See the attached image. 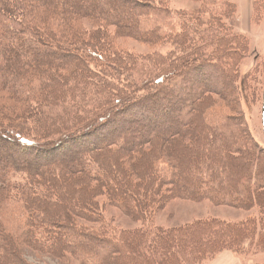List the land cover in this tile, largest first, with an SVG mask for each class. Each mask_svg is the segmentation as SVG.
<instances>
[{"label": "trees", "instance_id": "obj_1", "mask_svg": "<svg viewBox=\"0 0 264 264\" xmlns=\"http://www.w3.org/2000/svg\"><path fill=\"white\" fill-rule=\"evenodd\" d=\"M198 1L196 15L220 9L221 0ZM231 4L224 0L223 12ZM161 5L0 0V264H49L42 256H70L79 264H205L245 238L256 236L257 245H264V149L240 123V113H229L228 106L205 111L212 93L201 86L190 95V73L181 80L176 74L183 58L137 55L112 45L115 34L148 44L172 40L163 27L175 37L177 23L157 20ZM191 18H185L189 33L212 34L224 60L244 52V38L221 16L219 23L210 16L209 25ZM218 27L224 38L217 44ZM193 53L202 54L199 68L211 70L206 54ZM233 61L223 64L231 66L232 77ZM45 69L48 75L39 73ZM211 113L218 117L213 125L202 117ZM110 122L116 123L108 133H116L115 140L100 145L97 135L87 141ZM78 142L95 145L58 161L46 156L48 148L66 152ZM175 197L257 211L231 222L208 217L156 224L155 214ZM106 206L140 225H112L103 215ZM8 212L21 229L17 236L7 227Z\"/></svg>", "mask_w": 264, "mask_h": 264}, {"label": "rangeland", "instance_id": "obj_2", "mask_svg": "<svg viewBox=\"0 0 264 264\" xmlns=\"http://www.w3.org/2000/svg\"><path fill=\"white\" fill-rule=\"evenodd\" d=\"M217 1L218 0H215L216 3H218ZM223 1L224 0H221L222 3ZM225 1L232 3V10L228 8L227 12H223V8L226 7V5H222V3L220 2L219 11L218 9H215L216 11H213L214 13L199 11L200 14L196 15L195 11L201 4V2L198 0H161V13L157 20L159 22L171 21L172 23H177L174 30H178V34H176L175 37H173L171 35L172 33L166 29V26L163 27L162 33H164L165 36L171 37L172 40L169 38H164L155 44H148L142 43L131 37H119L115 34L111 38L112 45L115 48L119 47L121 49H126L137 55H150L151 53L156 52L163 55L165 59L167 57H170V59L173 60H180L183 58L185 62L182 63L181 67H178L180 63H175L176 66L180 68V70H178L176 74L178 75L179 80H181L182 74L185 75V72L190 73L188 77L193 84V86L191 87L190 95L194 94L197 88L203 86V91L205 93H212V98L207 104L208 107L205 111H207L208 109L217 108H220L223 111L228 106V112L232 113L236 109L240 113V123L245 126L247 133L252 136L251 138L257 143L260 148L264 149V135L262 132L261 121L264 92V0ZM192 16L202 17L199 20L200 25H203L202 23H206V19H208L210 16L213 17L211 23H213V20L219 23V20L223 18V20L231 26L232 29L230 31H237L240 33V36L244 38V47L242 48L244 52H238V54L236 53V55L234 53L233 59L227 58V60H224L220 55V52L218 51L215 43L211 41L213 39L211 38L212 34L208 33L205 36H202L203 34L199 35L193 33L192 31L189 33V24L187 23L193 20L191 18ZM220 16L221 18H219ZM185 18L188 22L185 21ZM82 23H84L86 28L90 30L93 29L92 27H90L87 21L83 20ZM178 23L181 24V26H183L185 29H187V31L180 33V30L183 27L181 28ZM88 29L87 31H89ZM225 29L227 31L229 30V28ZM109 30L113 33L115 31L113 26L109 27ZM223 33L224 32H222V29H220L219 27L216 29V33L214 34L217 38L216 40L218 41L217 44L222 42V39L224 37H221L220 35H223ZM208 44H211V46H209ZM194 50L207 55L205 63L210 66L211 70L204 67L199 68L201 63H199V61L197 60L200 58L199 55L202 54H195L193 53ZM231 60H234L233 62L237 63V67L235 66L237 73L233 72V77L230 73L231 66H229L228 70L223 68V64L226 62L230 65ZM209 61L211 62L209 63ZM95 62H89V65L91 64V66H94L93 64H95ZM44 65V63H41L40 67H44ZM196 65L198 66L195 67ZM193 67L194 70L192 71ZM221 68L224 69L223 73H220L219 69ZM213 70H217V72L214 73ZM40 72H42V74L48 75V71H46V69L40 70L39 73ZM146 73L151 75L154 73V71L150 69ZM134 75L135 73L131 74L132 77ZM35 77L32 81L33 83H36L35 85L37 87V80L35 79ZM215 77L216 80L214 82H205L206 80L204 78L212 79ZM139 84H141V82ZM180 86L183 85L181 84ZM228 88H231L230 91L234 92L233 98L229 96L228 93L230 91H228ZM227 98L229 100H227ZM204 102H207V100H205ZM230 105H232L233 107L231 108ZM206 115L207 118L204 117V114L202 115V117L207 120V123L213 125L217 122L218 117H214V114L211 113ZM176 119L179 120V118ZM115 125V122H110L107 125L99 128L98 132H94V136L87 141H93L97 135L100 136L96 138L95 141H99L100 139H102V141L97 142V144L100 145L115 140L114 135L116 133L114 134V132H112L111 135L108 134L111 128H115ZM125 128V131H128V129H130L129 126H125ZM130 132L132 133V131ZM122 134L124 133L120 132V136H118L121 137ZM74 139L77 140L76 138ZM94 145L95 143L91 142L89 146L81 147V143L78 142L77 145L73 146L72 149L66 152L63 149H60L59 146L50 149L48 148V150H50L51 152L47 153L46 156L51 155L52 157L49 160L58 161L73 155V151L78 152L79 148H92ZM260 154V156H262L261 158L264 159V153L260 152ZM98 198L102 200L101 197ZM256 211L257 209L255 207L247 210L244 208H236L229 205H216L208 199L192 201L175 197L170 199L164 205V207L155 214L154 222L163 227L180 225L187 222L189 223L190 221L199 218L208 217H217L219 219L231 222L244 219L250 214H255ZM103 215L104 217L106 216L108 219H111L112 225L114 226L133 228L140 225V221H133L130 217L124 215L121 209L116 206H106ZM12 218H16L15 215L8 212L7 220L9 219V222L7 223V227L12 231L13 235L17 236L21 233V229L15 223L16 221H14ZM256 225V228H259L261 226L259 224ZM261 230H264V227H262ZM258 233H261L260 230L258 231ZM262 234H264V232H262ZM225 250L230 251L234 255L238 264H264V245H257L256 236H254L253 239H243L241 244L235 250ZM220 252L209 258L205 264H208L209 261L219 255ZM27 258L30 261L35 260L32 256ZM41 258H43V260L48 262L49 264H79L70 256H67V258L60 261L48 258V256H42Z\"/></svg>", "mask_w": 264, "mask_h": 264}, {"label": "crops", "instance_id": "obj_3", "mask_svg": "<svg viewBox=\"0 0 264 264\" xmlns=\"http://www.w3.org/2000/svg\"><path fill=\"white\" fill-rule=\"evenodd\" d=\"M208 264H238V262L230 251L224 250L214 259L209 261Z\"/></svg>", "mask_w": 264, "mask_h": 264}, {"label": "water", "instance_id": "obj_4", "mask_svg": "<svg viewBox=\"0 0 264 264\" xmlns=\"http://www.w3.org/2000/svg\"><path fill=\"white\" fill-rule=\"evenodd\" d=\"M261 121H262V131L264 135V92H263V101H262Z\"/></svg>", "mask_w": 264, "mask_h": 264}]
</instances>
